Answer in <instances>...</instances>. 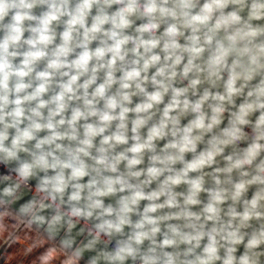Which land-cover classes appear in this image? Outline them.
<instances>
[{
	"label": "clouds",
	"instance_id": "clouds-1",
	"mask_svg": "<svg viewBox=\"0 0 264 264\" xmlns=\"http://www.w3.org/2000/svg\"><path fill=\"white\" fill-rule=\"evenodd\" d=\"M0 166L61 264H264V0H0Z\"/></svg>",
	"mask_w": 264,
	"mask_h": 264
},
{
	"label": "built area",
	"instance_id": "built-area-1",
	"mask_svg": "<svg viewBox=\"0 0 264 264\" xmlns=\"http://www.w3.org/2000/svg\"><path fill=\"white\" fill-rule=\"evenodd\" d=\"M14 230H16V225L12 218L0 217V264H11L12 250L16 245L19 249L23 246L28 254H33V248L36 244H41L42 248H45V256L39 257H43V259H40V263L38 264H53L56 262L61 264V257H64L65 254L59 250H50V245L54 242H46V239H40L39 242L33 244V241L37 239L36 232L31 229H20L17 232L18 240L15 243H10L8 241V234ZM30 235H34V240L30 239ZM26 252L19 259V264H24V257L28 255ZM72 262L74 264H84L85 261L74 259Z\"/></svg>",
	"mask_w": 264,
	"mask_h": 264
},
{
	"label": "rangeland",
	"instance_id": "rangeland-1",
	"mask_svg": "<svg viewBox=\"0 0 264 264\" xmlns=\"http://www.w3.org/2000/svg\"><path fill=\"white\" fill-rule=\"evenodd\" d=\"M30 239L34 240V235H30ZM36 241V240H34ZM34 241H33V244H34ZM46 242H51V241H48L46 239ZM45 249V248H44ZM42 248V245L40 244H36L33 248V254L32 253H27L25 251V248L22 246L21 249L18 248V246L16 245L13 250H12V257L10 259L11 261V264H19V259H21L23 257V253H27L28 255L24 257L25 261H24V264H38L40 263V259H43V257L39 258L40 256H45V250ZM63 257H61V260H62ZM53 264H58L57 262L56 263H53ZM60 264V263H59ZM70 264H74L73 262H70Z\"/></svg>",
	"mask_w": 264,
	"mask_h": 264
},
{
	"label": "water",
	"instance_id": "water-1",
	"mask_svg": "<svg viewBox=\"0 0 264 264\" xmlns=\"http://www.w3.org/2000/svg\"><path fill=\"white\" fill-rule=\"evenodd\" d=\"M189 158H190V155H189ZM5 171V169L3 168V166H0V173H3ZM33 184L35 183L34 181L32 182ZM178 190H180V189H178ZM31 195V193H27L26 195H25V199H28L29 198V196ZM203 195L204 194H202V197H203ZM251 195V192L249 193V196ZM23 201H21V203H22ZM107 202H109L107 199H106V203ZM143 203V202H142ZM242 251H243V246H240L239 247V251H238V255L240 254V253H242ZM88 253H86L85 254V256H84V261H86L87 260V258H88Z\"/></svg>",
	"mask_w": 264,
	"mask_h": 264
}]
</instances>
